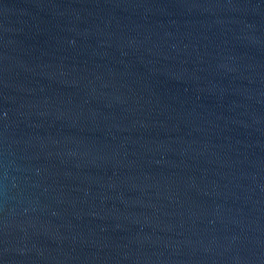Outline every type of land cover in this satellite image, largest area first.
I'll return each mask as SVG.
<instances>
[{
	"label": "water",
	"instance_id": "water-1",
	"mask_svg": "<svg viewBox=\"0 0 264 264\" xmlns=\"http://www.w3.org/2000/svg\"><path fill=\"white\" fill-rule=\"evenodd\" d=\"M0 264H264V0H0Z\"/></svg>",
	"mask_w": 264,
	"mask_h": 264
}]
</instances>
